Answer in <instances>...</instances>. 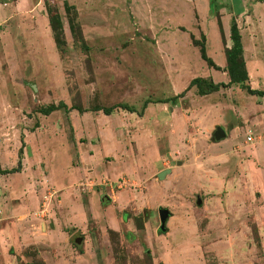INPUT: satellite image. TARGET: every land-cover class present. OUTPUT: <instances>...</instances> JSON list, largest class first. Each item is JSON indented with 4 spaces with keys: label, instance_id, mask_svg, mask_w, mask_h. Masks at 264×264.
I'll return each mask as SVG.
<instances>
[{
    "label": "rangeland",
    "instance_id": "obj_1",
    "mask_svg": "<svg viewBox=\"0 0 264 264\" xmlns=\"http://www.w3.org/2000/svg\"><path fill=\"white\" fill-rule=\"evenodd\" d=\"M191 1L42 0L62 28L58 48L49 26L54 47L43 46V84L35 90L34 80L24 91H9L18 86L17 68L0 57L3 89L19 94L7 105L5 92L0 108V139L16 150L3 162L18 169L0 173V264H264V189L249 187L253 165L244 155L264 144V96L239 84L208 95L193 86L174 104L156 102L179 95L195 78L204 81L202 89L219 77L228 83L227 15L246 43L264 36L262 11L253 13V0ZM1 16L2 10L0 35L8 33ZM201 47L211 64L201 58ZM243 61L246 70L259 69ZM211 69L219 71L214 81ZM256 82L264 89V80ZM145 101L155 103L143 109ZM58 104L64 108L39 112ZM120 104L136 112L115 108L104 115L103 109ZM84 114L87 120L76 121ZM73 121L79 147L95 154L103 172L74 183L82 194L76 212L86 217L83 225L67 230L66 239L48 240L43 219L53 220L57 208L44 196L53 188L43 190V164L41 173L35 166L23 170V133L41 128L53 148L73 140ZM86 123L94 129L87 140ZM216 127L226 133L220 141L213 139ZM90 182L102 206L94 215L84 193ZM162 209L169 212L165 232L159 231Z\"/></svg>",
    "mask_w": 264,
    "mask_h": 264
},
{
    "label": "crops",
    "instance_id": "obj_2",
    "mask_svg": "<svg viewBox=\"0 0 264 264\" xmlns=\"http://www.w3.org/2000/svg\"><path fill=\"white\" fill-rule=\"evenodd\" d=\"M198 1L199 0H192L191 2L192 4H195V2ZM0 6V10H2L5 15L1 16V19L3 18L2 22L4 21L3 24L8 32L5 33L2 31L0 35V57L9 59L10 62H13L17 68V79H14L13 81L17 83L18 86L14 89H11L10 87L9 89L11 90L9 91L19 93L21 89H23V91L25 90L24 85H29L31 82L35 81L36 87L34 89L36 90L37 86H41V84H43V46L47 45L51 49L54 47V42L51 38L49 21L47 19V12L43 8L42 0H10L8 3L4 2V4H1ZM251 6L253 13L255 9L262 11V17L258 23L259 25L261 24L264 26V1L260 2L253 0ZM239 10L240 9H238V11ZM220 12V16L222 18L225 13L224 8H220ZM227 16L231 22V17L229 15ZM253 23L254 29L256 30L257 23ZM222 28L225 36L229 35L230 29L229 31L225 30L223 25ZM261 36V40L259 38L254 39V37H252V39H248L246 43L242 40L241 36L243 57L246 59L247 63L248 61H254V67L255 64L259 67L256 71L254 70L253 72H250L246 63L249 78L247 84L249 86L250 84L255 86L254 88L256 90H258L256 88L258 84L256 81L260 82L261 79L264 80V36L263 34ZM257 43L261 46L258 45L256 47L255 45ZM230 47L231 40L229 37L226 48L229 49ZM222 50L223 48H221V51ZM208 51L209 50L207 49V53L209 54ZM222 60L224 61V59ZM222 66V63L217 64L216 68H222ZM211 70V79L214 81L216 74H219V71L214 69ZM219 78L217 79L218 81H215V84L222 81V79ZM260 90L264 91L262 88ZM5 92L7 91L3 89L2 82L0 81V108L6 106V102H3L5 101ZM18 96L19 94H16L15 96L8 95V97H6L7 102H9L7 105L12 104L14 100H17ZM170 103L172 104V102ZM40 114L42 113L40 112ZM86 118H88V115H78L76 117V121H85L87 120ZM42 125L43 124L41 123V126ZM93 125L94 124H92V127H94ZM85 128L86 130L82 138L87 140L90 138V135H92L91 131L94 129L91 128L88 123L85 124ZM40 129L33 133L31 130H24L23 134L25 136L24 139L27 147L22 152L23 170L26 172L32 171V167L35 166L36 172L41 173V165L43 164V190H46V187L49 188V186L53 188L51 194H48L47 196L46 193V196L44 197L47 201L50 198H53V206L55 205L57 208L54 213L58 216L56 217L55 215L53 220H47L46 218L43 219V231H45L43 236L45 235L47 238L50 237L48 240H50L52 236L56 235L64 236L63 238L66 239L67 237L65 236H69V231H66L70 228L82 226L83 220L86 219L83 214L76 212V210L78 211L80 208H83V206L79 204L82 194L75 190L78 185L75 186L74 183L76 181L79 182L81 179L86 181L88 177L94 181L95 179H92L94 176L93 174L101 171L103 172V170L97 169L96 166H98V163L100 162H97L96 158L94 159L95 154L93 155L91 151L86 153L84 149L79 147L81 142L79 143L80 138L78 137L76 127H74V121L72 123V129L75 132V136L73 134V140L75 142H72V140L69 143L67 139H65L64 144L59 143V145L57 144V147L53 148L52 143L49 142L50 136L43 134ZM108 145L109 144H105V148L103 150H108ZM19 152L20 151H18V154ZM15 155L16 150L14 148L12 149L7 141L2 142V139H0V169L2 171L9 170L11 167L4 165L3 157L6 159L4 161L9 163L10 157L15 158ZM244 155H247L250 158V163L248 164L250 166L251 164L253 165V171L249 172V180L252 183H249V187L254 186L256 188L264 189V144H258L255 148L246 151ZM74 157L76 158L74 159ZM86 163L92 164L93 171L90 172V170L87 169L88 167L86 165L88 164ZM69 172L72 173V175L70 177L65 176L68 175ZM7 175L9 176V174ZM67 177L70 178V180H67ZM92 183L93 182L86 183L84 193L87 194L88 197L89 210L94 215L98 211V208H102V206L97 189H90L92 188V186L90 187V184ZM44 211L45 209L43 208V213ZM107 217L109 223H113L112 216L107 213ZM93 218L95 219V217Z\"/></svg>",
    "mask_w": 264,
    "mask_h": 264
},
{
    "label": "trees",
    "instance_id": "obj_3",
    "mask_svg": "<svg viewBox=\"0 0 264 264\" xmlns=\"http://www.w3.org/2000/svg\"><path fill=\"white\" fill-rule=\"evenodd\" d=\"M262 2L263 0H257ZM66 6H68L66 4ZM69 8H72V6H68ZM46 11L48 14V19H49V25L52 29L53 32V36H54V40L57 42V47L61 48L60 46H62L60 44L59 38L61 37V24H60V20L59 17L57 15V13H55L53 10H51V8L49 6L46 7ZM70 30L71 32L76 35L75 33V25L74 23H70L69 24ZM230 40H231V47L229 49H226L225 55H226V60L228 63V76H229V81L228 83H213L212 81H210L207 85V87L205 89H202L201 84L204 82L201 78H195L193 79L189 85L187 86V88L180 93L179 95H175L174 97H172L171 99H166V100H161V101H156L157 103H168V102H172L174 104V102H176V100L180 97H183V94L185 93V91H187L188 89L192 88L193 86H196L198 88V93L200 95H208L211 94L213 92H217L219 90V88H229L231 85L234 84H239L242 86V88H244L248 94L256 96L257 98H261L264 96V91H260V90H254V89H250L249 85L247 84L248 82V73L247 70L245 69V65H244V61H243V48H242V43H241V37H240V33H239V29L236 23V20L234 18L231 19V23H230ZM201 53V58L204 61H207V63L211 64L212 61L211 59H209L206 54H205V50L204 47H201L200 50ZM216 67V66H215ZM153 102V101H152ZM150 103L148 101H145L143 104V109L146 108V104ZM155 103V102H153ZM61 108H64V106L62 104H58L55 106H51L46 110H40V112L42 113V115L48 116L49 114H51L54 111H57ZM115 108H120L122 110H125L129 113H134L136 112L135 109L127 106V105H116L107 109H103V113L104 115H110L112 113V111ZM140 115L142 113H139ZM20 165V163H19ZM18 171V169H11V170H6V171H1L0 169V173H13Z\"/></svg>",
    "mask_w": 264,
    "mask_h": 264
},
{
    "label": "water",
    "instance_id": "obj_4",
    "mask_svg": "<svg viewBox=\"0 0 264 264\" xmlns=\"http://www.w3.org/2000/svg\"><path fill=\"white\" fill-rule=\"evenodd\" d=\"M226 137L225 131L221 127H216L215 131L213 132V139L215 141H220ZM166 172V171H163ZM163 172L161 174H163ZM160 226L159 231L165 232V223L167 218L169 217V212L167 209H162L158 211Z\"/></svg>",
    "mask_w": 264,
    "mask_h": 264
},
{
    "label": "built area",
    "instance_id": "obj_5",
    "mask_svg": "<svg viewBox=\"0 0 264 264\" xmlns=\"http://www.w3.org/2000/svg\"><path fill=\"white\" fill-rule=\"evenodd\" d=\"M247 141L248 142H252V138L251 137H247Z\"/></svg>",
    "mask_w": 264,
    "mask_h": 264
}]
</instances>
